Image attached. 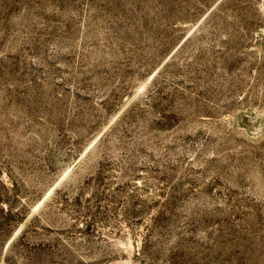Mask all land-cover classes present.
Instances as JSON below:
<instances>
[{
	"label": "rangeland",
	"instance_id": "rangeland-1",
	"mask_svg": "<svg viewBox=\"0 0 264 264\" xmlns=\"http://www.w3.org/2000/svg\"><path fill=\"white\" fill-rule=\"evenodd\" d=\"M0 264H264V0H0Z\"/></svg>",
	"mask_w": 264,
	"mask_h": 264
}]
</instances>
